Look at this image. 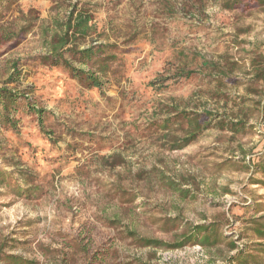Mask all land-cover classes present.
<instances>
[{"label":"rangeland","instance_id":"1","mask_svg":"<svg viewBox=\"0 0 264 264\" xmlns=\"http://www.w3.org/2000/svg\"><path fill=\"white\" fill-rule=\"evenodd\" d=\"M71 10L92 15L90 33L71 46H114L102 89L42 62ZM2 24L14 37L0 40V87L47 120L21 112L17 130L0 125V166L16 171L22 187L31 184L20 173L39 187L26 197L0 186V251L37 264L224 262L226 244H171L202 223L239 239L250 205L264 202L247 167L264 147V83L255 78L264 69V9L227 10L220 0H21ZM215 68L226 78H214ZM193 117L205 123L197 133ZM220 120H243L246 129L223 130Z\"/></svg>","mask_w":264,"mask_h":264},{"label":"trees","instance_id":"2","mask_svg":"<svg viewBox=\"0 0 264 264\" xmlns=\"http://www.w3.org/2000/svg\"><path fill=\"white\" fill-rule=\"evenodd\" d=\"M21 0H0V40L9 41L14 37L11 31L4 28L2 20L4 19L8 10H10L15 4ZM223 8L227 10H235L240 7L249 8L255 6L264 9V0H220ZM76 14V10H71L66 21L64 34L59 37H54L50 42V52L42 57V62L48 64L54 68H63L68 74L77 79L81 86L86 89H102L108 82V79H103L104 76L112 70V62L116 58L109 54V48L114 47L108 43H99L90 45L82 49L71 46L73 37L86 36L92 30L90 24L92 15L85 12H79ZM19 34H24L31 25H22ZM5 32V33H4ZM71 46V47H69ZM66 52H70V57L66 56ZM264 58L263 56H261ZM75 62L82 65H88L89 69L75 66ZM218 75L214 78H226V71L215 68ZM186 78L191 77L192 71L181 73ZM257 81H263L264 83V69H259L255 73ZM15 81L13 75L8 78L9 83ZM263 91H258L257 94H263L264 86L261 87ZM243 103L249 101V98L241 97ZM262 116L264 118V98L258 102ZM35 114L37 121L42 124L47 120V113L44 109H36L31 106V101L25 99V97L17 91L8 88L0 87V125L7 130H17L20 121L19 114ZM208 116L210 113L205 112ZM186 115V114H185ZM169 121H164L161 124L163 128L169 126ZM202 121L198 118L189 119V125L194 132L197 133L203 128ZM220 128L223 130H229L234 133L240 132L246 129V123L243 120H232L230 123H225L224 120L219 121ZM205 126V125H204ZM250 169L251 176L249 177V184L261 185L264 187V147L256 155V158L251 160L250 165L247 166ZM16 171H10L0 166V186H7L13 190L17 195H24L29 197L34 190L39 189L37 185H33L35 177L31 174L20 173L24 178V182L31 184L28 188L22 187L18 184L14 175ZM260 176V177H259ZM254 213L249 226L245 232L239 236V239L228 240L225 233H221L220 227L216 223H202V224H190L185 228L180 236L181 239L178 242L171 244L172 246L182 247L189 243H195L202 245L203 247H215L220 244H226L231 250V254L228 255L224 262L220 264H264V202H255L254 205L249 207ZM262 213V214H261ZM177 226L179 222L175 221ZM136 236L135 233H132ZM250 239V241L244 245L237 243V240ZM138 243L141 246H159L163 242L158 239H143L139 238ZM0 264H37L35 261L29 260L21 255L13 253H3L0 251Z\"/></svg>","mask_w":264,"mask_h":264}]
</instances>
